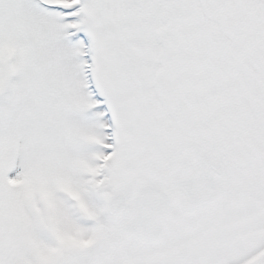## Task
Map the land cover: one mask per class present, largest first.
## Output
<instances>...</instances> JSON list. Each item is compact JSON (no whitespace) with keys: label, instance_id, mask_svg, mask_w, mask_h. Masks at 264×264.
<instances>
[{"label":"snow or ice","instance_id":"6c2138e0","mask_svg":"<svg viewBox=\"0 0 264 264\" xmlns=\"http://www.w3.org/2000/svg\"><path fill=\"white\" fill-rule=\"evenodd\" d=\"M0 264H264V0H0Z\"/></svg>","mask_w":264,"mask_h":264}]
</instances>
